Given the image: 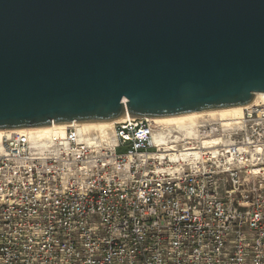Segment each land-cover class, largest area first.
I'll return each instance as SVG.
<instances>
[{"label": "built area", "instance_id": "1", "mask_svg": "<svg viewBox=\"0 0 264 264\" xmlns=\"http://www.w3.org/2000/svg\"><path fill=\"white\" fill-rule=\"evenodd\" d=\"M113 122L3 136L0 264H264V103L191 136Z\"/></svg>", "mask_w": 264, "mask_h": 264}, {"label": "water", "instance_id": "2", "mask_svg": "<svg viewBox=\"0 0 264 264\" xmlns=\"http://www.w3.org/2000/svg\"><path fill=\"white\" fill-rule=\"evenodd\" d=\"M264 96V0H0V131Z\"/></svg>", "mask_w": 264, "mask_h": 264}, {"label": "bare ground", "instance_id": "3", "mask_svg": "<svg viewBox=\"0 0 264 264\" xmlns=\"http://www.w3.org/2000/svg\"><path fill=\"white\" fill-rule=\"evenodd\" d=\"M264 103V96H259L254 104ZM245 108H228L209 112L192 113L187 115L155 118L156 124L161 127L165 133H172L174 130L182 132L183 135L191 136L195 133L196 128L201 120L220 121L224 127L237 126L242 118ZM114 122H90L80 124L81 135L88 136L87 141H91V134L94 135V140L100 142L107 141L111 138V131ZM64 125L50 126L43 128H34L21 130L27 133L32 140L41 139L48 140L56 132H62ZM10 131H0V142L3 136ZM165 133L158 135L157 140L164 142L166 140ZM98 142V141H97Z\"/></svg>", "mask_w": 264, "mask_h": 264}]
</instances>
